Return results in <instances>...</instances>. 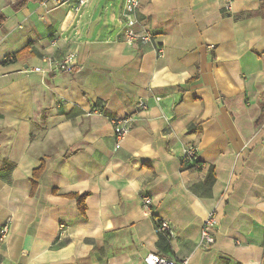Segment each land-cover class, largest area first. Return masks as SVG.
<instances>
[{
    "label": "crops",
    "instance_id": "crops-1",
    "mask_svg": "<svg viewBox=\"0 0 264 264\" xmlns=\"http://www.w3.org/2000/svg\"><path fill=\"white\" fill-rule=\"evenodd\" d=\"M18 1L0 0V264H264V0H139L149 43L125 41L126 0Z\"/></svg>",
    "mask_w": 264,
    "mask_h": 264
},
{
    "label": "built area",
    "instance_id": "built-area-1",
    "mask_svg": "<svg viewBox=\"0 0 264 264\" xmlns=\"http://www.w3.org/2000/svg\"><path fill=\"white\" fill-rule=\"evenodd\" d=\"M57 2H62L63 0H55ZM229 2L230 0H226ZM90 0H76L75 10L79 11L81 7L88 4ZM139 0H126L123 12V17L125 20V41L127 43H149L153 40L154 36L150 29L137 27L138 19L135 16V8L137 7ZM164 49L161 47L158 49L159 55H162ZM74 55L72 53L66 55L63 59L56 62L55 69L57 70H70L73 67ZM36 70H40L36 67ZM157 100H160L158 97ZM138 109H146L148 107L145 101H141L137 104ZM109 122L113 126L114 134L118 142L122 141L130 132L133 127L134 119L132 115L123 116H110ZM196 147H185L183 150L184 155L189 158H196L197 154ZM153 203V198L151 195H144L142 197V204L148 211L151 210V205ZM156 224V231L163 234H171L169 222L161 217L154 218ZM218 217L216 214H210L204 221L201 229V244L206 247H211L216 242L215 230L218 225ZM10 231V219H8L0 230V239L4 240ZM146 264H189L187 260L176 261L170 259L159 253H149L145 257Z\"/></svg>",
    "mask_w": 264,
    "mask_h": 264
},
{
    "label": "trees",
    "instance_id": "trees-1",
    "mask_svg": "<svg viewBox=\"0 0 264 264\" xmlns=\"http://www.w3.org/2000/svg\"><path fill=\"white\" fill-rule=\"evenodd\" d=\"M28 0H19L16 4V6H23L25 5V3L27 2ZM21 53V51H18L16 53L13 54V57L12 59L15 60V58L17 57V55H19ZM9 57L4 61L7 62L9 61ZM191 160H193V163H194V166L196 164H199L200 161L197 160V156L196 158H192ZM44 170H45V164L42 163L40 165V167L36 168L33 172V177H32V182H33V188H32V194L35 193L38 185H39V180L42 176V174L44 173ZM210 180L212 179H215V173L212 169V174L209 175L208 177ZM70 197H73V198H76L77 200V203H78V206L80 208V211L82 214H86V210H87V206H86V197H87V193H84V194H78V193H71L69 194Z\"/></svg>",
    "mask_w": 264,
    "mask_h": 264
},
{
    "label": "water",
    "instance_id": "water-1",
    "mask_svg": "<svg viewBox=\"0 0 264 264\" xmlns=\"http://www.w3.org/2000/svg\"><path fill=\"white\" fill-rule=\"evenodd\" d=\"M93 27H94V24H92V25L90 26L91 30L93 29Z\"/></svg>",
    "mask_w": 264,
    "mask_h": 264
}]
</instances>
